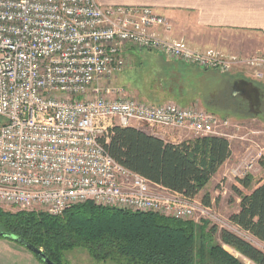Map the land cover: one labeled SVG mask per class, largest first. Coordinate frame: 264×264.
Instances as JSON below:
<instances>
[{
	"label": "built area",
	"instance_id": "1",
	"mask_svg": "<svg viewBox=\"0 0 264 264\" xmlns=\"http://www.w3.org/2000/svg\"><path fill=\"white\" fill-rule=\"evenodd\" d=\"M158 29L168 32L170 25L150 6L0 0V205L59 215L92 201L181 220H219L211 205L118 163L100 140L107 141L114 126L227 139L241 127L195 105L139 100L110 83L128 66L132 50L220 73L244 67L258 81L264 80V56L194 50ZM247 135L241 138L252 143ZM246 150V160L230 169L234 178L248 174L263 155L257 144Z\"/></svg>",
	"mask_w": 264,
	"mask_h": 264
},
{
	"label": "trees",
	"instance_id": "2",
	"mask_svg": "<svg viewBox=\"0 0 264 264\" xmlns=\"http://www.w3.org/2000/svg\"><path fill=\"white\" fill-rule=\"evenodd\" d=\"M162 73L165 79L162 78L160 86L168 85L173 94L161 88L157 90L154 78L146 74L147 89L142 87L145 100L159 104L160 95L183 104V81H177L167 70ZM100 141L124 167L191 198L205 187L231 154L229 141L223 136H194L171 143L133 126H114L108 140ZM236 181L238 185L232 189L239 198L238 208L229 215V220L264 242V180L253 186L248 173ZM202 203L210 205L208 194L202 197ZM0 228V232L13 233L41 248L55 264H69L65 254L74 248L84 249L103 264H245L224 246L254 264H264L263 251L227 229L212 226L203 232L202 226L190 220L153 212H131L92 201L75 204L59 215L0 208Z\"/></svg>",
	"mask_w": 264,
	"mask_h": 264
},
{
	"label": "crops",
	"instance_id": "3",
	"mask_svg": "<svg viewBox=\"0 0 264 264\" xmlns=\"http://www.w3.org/2000/svg\"><path fill=\"white\" fill-rule=\"evenodd\" d=\"M95 1L104 6H150L157 14L163 16L170 25L168 32L158 29L157 34L172 40H183L194 50H214L228 56H244L245 53L254 50H262L264 52V0ZM154 56L146 58L152 63L150 69L156 67L155 62H157L160 72L167 70L177 81H183L184 93L182 95L185 97L183 102L186 101L187 106L205 107L204 109H212L218 113L228 112L232 108L221 105L222 101L216 98L219 95L221 96L226 89L233 88L238 83L246 84L248 81H253L264 87V80H255L251 76V71L244 67H234L228 73L209 72L178 61L169 60L157 53H154ZM234 93L232 92V94ZM212 99H214L215 104L212 103ZM257 99L260 100L261 96H257ZM167 101L173 100L167 99ZM142 130L171 143H179L194 137L188 130L162 128ZM228 141L231 154L208 183L218 177L220 173L228 176V168H234L246 160L247 150L245 149L244 152L238 151L239 146L236 145L237 143L234 142V145H236V149H234L231 140L228 139ZM251 170L249 174H251ZM238 202L239 198L236 200L237 205L233 212L237 210ZM0 264L43 263L24 246L0 237Z\"/></svg>",
	"mask_w": 264,
	"mask_h": 264
},
{
	"label": "rangeland",
	"instance_id": "4",
	"mask_svg": "<svg viewBox=\"0 0 264 264\" xmlns=\"http://www.w3.org/2000/svg\"><path fill=\"white\" fill-rule=\"evenodd\" d=\"M254 54H259L264 56V52L262 50H254L245 53L244 56H238V57L241 58L249 57ZM130 55L131 56L128 57L126 63V65L128 66H126L125 70H123L119 75H117L116 78L111 80L110 83L111 85L120 86L129 96H133L139 100L146 101L145 99H147V97L145 96L142 87L147 89L146 87L147 85L145 83H147L149 80L146 79L145 75L148 74L150 77L154 78L155 80L154 82L156 83L155 86H158L156 88L157 90H160L161 88L164 91H166L167 94H173L171 93V88H169L168 85H166V87L160 86V83L163 81L162 78L165 79V77L162 76L163 73L160 72V68L158 69L159 65H157L158 64L157 62H155L156 67L151 68L149 71L146 70L150 68V66L152 67V63H150L148 59L146 60V58L155 57L153 52L132 50L130 51ZM207 71L210 72L211 70H207ZM249 80L251 81L250 78ZM243 88L244 89L246 88L245 92L240 91ZM232 92L235 93L232 94ZM177 95H180V93H178ZM158 96L162 98L160 102L167 101V99H165L164 97L160 95ZM257 96L258 97L261 96V99L260 100L257 99ZM216 98L222 101L221 105L225 107H231L232 109H230V111L228 112H223V113L215 112L212 109H209V111L215 113L217 116L221 118H227L228 120H230L232 124H237L238 126L241 127L240 130L236 132L234 131V128L227 129V132H229L230 134H232L233 131L236 134L228 138L229 140H231L233 144L232 147L236 149V145H238L239 146L238 151L241 150V152H244V150L250 144H257L258 149L259 148L263 149L262 151L263 155L254 164V167L251 170L252 171L251 176L253 178L252 185L254 186L258 181L264 180V101H263L264 87L263 85L256 84L253 81L251 82L248 81L246 84L238 83V85H235L233 88L231 87L226 89L224 92H222L221 96L219 95ZM173 101L180 105L187 106L186 101L183 104L176 100ZM212 101L211 102L215 104L214 99H212ZM196 104L200 106V104H198L197 102ZM1 122H3L2 118H0V123ZM246 133H248L247 138H249V140L252 141V143L241 138V136H244ZM234 142H236L237 144L234 145ZM227 174L228 176L227 175L224 176L221 175L220 173L218 177H215L214 180L208 183V185L195 196L197 199L202 200V197L205 194H208L210 198V205L213 207L214 212L219 216V220L215 221L212 219L198 218L197 215L182 220H190L196 226H202L203 232H207L209 228H211L212 226H216L218 230L221 228L227 229L243 237L244 239L249 241L252 245H254L255 247L259 248L261 251L264 252L263 241H260L250 236L249 234L245 233L244 231L239 229L236 225L231 223L229 220V215L236 209V205H237L236 204L237 196L233 191L232 187L234 185H238V183L236 181L237 178L232 177V174L230 173V168H228ZM0 208L2 210L11 211V212L20 211L17 208L2 206V205H0ZM26 211L39 212L40 210L33 209ZM214 240L219 241L217 237H215ZM224 247L230 252H232L235 256L242 259L245 264H254L253 262L242 257L237 252L231 250L227 246ZM65 258L69 264H103L101 262H97L94 259H92L88 255V253L82 248H74L72 250L67 251L65 254ZM104 264H108V263H104Z\"/></svg>",
	"mask_w": 264,
	"mask_h": 264
},
{
	"label": "water",
	"instance_id": "5",
	"mask_svg": "<svg viewBox=\"0 0 264 264\" xmlns=\"http://www.w3.org/2000/svg\"><path fill=\"white\" fill-rule=\"evenodd\" d=\"M0 237L7 238L11 241H14L25 248H27L30 252H32L35 256L39 257L40 260L42 261L43 264H55L52 262L42 251L41 248H38L29 242H27L24 238L15 235L13 233H8V232H0Z\"/></svg>",
	"mask_w": 264,
	"mask_h": 264
},
{
	"label": "flooded vegetation",
	"instance_id": "6",
	"mask_svg": "<svg viewBox=\"0 0 264 264\" xmlns=\"http://www.w3.org/2000/svg\"><path fill=\"white\" fill-rule=\"evenodd\" d=\"M241 92H245L246 90H244V89H242V90H240Z\"/></svg>",
	"mask_w": 264,
	"mask_h": 264
}]
</instances>
